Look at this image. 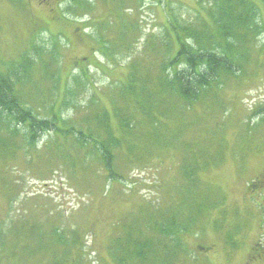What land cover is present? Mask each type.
Segmentation results:
<instances>
[{
    "label": "rangeland",
    "instance_id": "374dc122",
    "mask_svg": "<svg viewBox=\"0 0 264 264\" xmlns=\"http://www.w3.org/2000/svg\"><path fill=\"white\" fill-rule=\"evenodd\" d=\"M251 1L264 16V4ZM81 2H90L94 11L78 9L84 13H75L69 8L71 0H0V71L4 73L12 63L21 62L25 54L31 58L44 56L50 63L45 72H34L30 82L16 86L22 104L40 119H51L53 112L61 110L62 116L76 127V120H89L101 110L108 112L114 123L118 109L141 117L142 111L119 98L128 84V66L125 62L121 67L108 66L101 54L93 53L99 31L84 23L91 18L98 21L105 10L104 2ZM214 2L125 0L124 6L128 12L138 9L137 19L145 37H161L168 18L196 22ZM262 42L255 44L252 62L244 75L225 89L221 113L201 111L199 127L194 125L191 134L185 130L169 149H157L141 160L138 154H128L132 157L124 165L132 169L131 179L116 188H103V181L92 174L98 166L92 159V169L84 175L88 183L84 181L81 188H76V165L85 163L76 160V155L82 156L70 140L40 133L36 151H32L25 127H14L18 132L12 129V135L6 128L0 130V235L3 232L4 244H10L0 253V264H55L65 248L54 245L50 230L57 229L68 236L77 227L84 231L87 264H104L99 261V253L110 244L121 215L145 202H166L171 197L182 202L177 192L181 188L185 194L188 183L179 170L190 165L192 158L188 136L190 141L199 135L207 140L217 125L222 131L225 125V131L220 138L218 162L201 174L207 183L201 196L202 203H206L203 217L195 233L183 235V254L178 264H244L264 233V189L257 185L259 180L264 182V126L250 133L242 129L248 124L255 128L264 124L262 114L248 120L264 106V54L258 51ZM54 46L59 55L50 60L47 55ZM35 47H40L41 55ZM84 58L87 64L76 66ZM97 59L104 64L99 70L94 66ZM41 66L37 63L34 69ZM56 70L57 86L51 80ZM120 188L123 194L118 193ZM39 238L42 242L36 251Z\"/></svg>",
    "mask_w": 264,
    "mask_h": 264
},
{
    "label": "trees",
    "instance_id": "16d2710c",
    "mask_svg": "<svg viewBox=\"0 0 264 264\" xmlns=\"http://www.w3.org/2000/svg\"><path fill=\"white\" fill-rule=\"evenodd\" d=\"M71 1L69 8L75 13L94 11L90 2ZM102 1L105 10L97 17L98 21L91 18L90 22L84 23L99 31L93 53L101 54L108 66L121 67L125 62L128 84L120 91L119 98L122 103H130L142 111L141 117L129 116L125 110L118 109L114 123L108 112L101 110L90 117L91 120H76V127L62 116L61 110L53 112L51 119H40L22 104L16 86L24 81L30 82L34 72H45L50 63H46L44 56L31 58L25 54L21 62L12 63L4 73L0 71V130L6 128L12 135L14 127H25L32 151H36L40 133H53L62 140H70L72 145L76 144V153L82 156L76 155V160L85 163V166L76 165L77 189L84 181L88 183L84 175L92 169L90 159L98 163L92 174L103 181L104 189L124 185L131 179L129 171L132 169L124 165L132 157L128 154H138V160H141L157 149H169L181 138V133L188 129L190 132L194 125L200 123L198 117L201 111L220 114L226 101L225 89L244 75L252 62L255 44L261 40L263 42L258 51L264 54V16L251 0H215L205 9V16L199 15L196 22L168 18L161 37L143 35L137 19L138 9L128 12L125 0ZM259 1L264 4V0ZM34 50L41 55L40 47ZM48 53L50 60L59 55L55 46ZM37 63L42 66L34 69ZM85 64V58L76 62L79 68ZM102 65L103 62L97 59L94 66L99 70ZM84 75L87 72L84 71ZM51 80L57 86V70ZM259 114L264 115V106L248 120ZM223 119L224 116H221ZM223 126L222 131L221 125H217L208 141L202 135L192 141L188 136L191 163L182 166L179 171L187 186L191 187L184 186L185 194L179 188L177 193L182 196V202L173 201V197L165 199L166 202H145L121 215L112 231L110 244L105 246L102 254L99 253L100 262L179 263L183 254V235L195 233L197 223L203 217L206 203H202L201 196L207 183L201 174L218 162L220 138L225 131ZM258 126L264 124H257L256 128L254 124H248L242 129L250 133ZM135 167L145 168L144 165ZM196 188L199 191L195 192ZM117 191L123 194L122 188ZM83 232L77 227L66 236L60 230H50L54 245L65 248L55 264H84V260L87 264ZM4 237L2 232L0 253L10 247V244L8 247L4 244ZM41 242L39 238L36 251L40 249Z\"/></svg>",
    "mask_w": 264,
    "mask_h": 264
},
{
    "label": "flooded vegetation",
    "instance_id": "af4514ba",
    "mask_svg": "<svg viewBox=\"0 0 264 264\" xmlns=\"http://www.w3.org/2000/svg\"><path fill=\"white\" fill-rule=\"evenodd\" d=\"M257 185H259L261 189H264L263 181H257ZM259 238L260 240H258L251 248L244 264H264V233H261Z\"/></svg>",
    "mask_w": 264,
    "mask_h": 264
}]
</instances>
